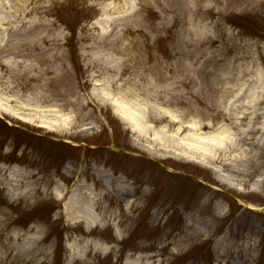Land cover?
<instances>
[{"label":"rangeland","instance_id":"1","mask_svg":"<svg viewBox=\"0 0 264 264\" xmlns=\"http://www.w3.org/2000/svg\"><path fill=\"white\" fill-rule=\"evenodd\" d=\"M0 264H264V0H0Z\"/></svg>","mask_w":264,"mask_h":264},{"label":"bare ground","instance_id":"2","mask_svg":"<svg viewBox=\"0 0 264 264\" xmlns=\"http://www.w3.org/2000/svg\"><path fill=\"white\" fill-rule=\"evenodd\" d=\"M115 114H116V116L122 121V122H125V123H129V124H132V122H130L131 120L130 119H132L131 118V115H130V112H129V106H123L122 107V110H119L118 111V109H117V111H115ZM54 119L57 121V122H59V119L57 118V117H54ZM57 126V125H56ZM47 128H54L55 129V126H53V125H51V126H47ZM134 128V127H133ZM141 133L142 132H145L146 133V129L144 128V130H142L141 128H140V130H139ZM179 131L180 130H176V135H178V133H179ZM196 132V131H195ZM195 135H196V133H194ZM193 141H194V139H193ZM221 142V138H217V139H211V140H208V141H200V142H198V144L199 145H195V144H192V145H188V146H183V145H181V142H178V140H177V138L175 137L174 138V142H173V146H172V148H184L185 150H188V151H193V152H199L200 151V148H201V146L200 145H203V146H205V145H211V146H214V145H216L217 143L219 144ZM83 219H84V221H85V224H86V226H89L90 225V222H88L89 221V218L86 216V214L82 217Z\"/></svg>","mask_w":264,"mask_h":264}]
</instances>
